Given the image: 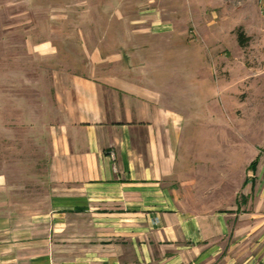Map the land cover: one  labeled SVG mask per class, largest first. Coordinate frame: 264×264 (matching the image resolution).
Wrapping results in <instances>:
<instances>
[{
  "label": "rangeland",
  "instance_id": "rangeland-1",
  "mask_svg": "<svg viewBox=\"0 0 264 264\" xmlns=\"http://www.w3.org/2000/svg\"><path fill=\"white\" fill-rule=\"evenodd\" d=\"M75 73L181 114L195 211L231 203L264 154V0H0V175L28 201L46 199L55 93Z\"/></svg>",
  "mask_w": 264,
  "mask_h": 264
},
{
  "label": "crops",
  "instance_id": "crops-1",
  "mask_svg": "<svg viewBox=\"0 0 264 264\" xmlns=\"http://www.w3.org/2000/svg\"><path fill=\"white\" fill-rule=\"evenodd\" d=\"M55 99L46 199L0 175V264H264V154L231 203L195 211L177 179L182 116L154 91L75 73Z\"/></svg>",
  "mask_w": 264,
  "mask_h": 264
},
{
  "label": "trees",
  "instance_id": "trees-1",
  "mask_svg": "<svg viewBox=\"0 0 264 264\" xmlns=\"http://www.w3.org/2000/svg\"><path fill=\"white\" fill-rule=\"evenodd\" d=\"M243 35H240V37H239V42H241L242 43V37Z\"/></svg>",
  "mask_w": 264,
  "mask_h": 264
}]
</instances>
